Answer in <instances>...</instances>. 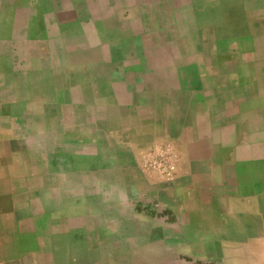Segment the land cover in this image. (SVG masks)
<instances>
[{
	"label": "crops",
	"instance_id": "crops-1",
	"mask_svg": "<svg viewBox=\"0 0 264 264\" xmlns=\"http://www.w3.org/2000/svg\"><path fill=\"white\" fill-rule=\"evenodd\" d=\"M138 1L0 0V264H73L83 260L79 246L89 254L120 235L143 238L135 229L165 246L166 211L182 229L199 230L211 214L207 187L226 189L230 132L242 130L246 105L261 100L248 94H262L263 81L234 80L232 95L230 80H120V67L142 60L133 49L120 56L119 45L172 26L149 19L138 32L134 16L120 12ZM143 58L155 67L154 56ZM245 58L236 66L244 71ZM160 62L179 69L183 57L166 51ZM120 134L178 145L177 181L159 189L176 205L161 201L143 174L155 208L119 187L136 180L131 167L120 174Z\"/></svg>",
	"mask_w": 264,
	"mask_h": 264
},
{
	"label": "rangeland",
	"instance_id": "rangeland-1",
	"mask_svg": "<svg viewBox=\"0 0 264 264\" xmlns=\"http://www.w3.org/2000/svg\"><path fill=\"white\" fill-rule=\"evenodd\" d=\"M145 1L120 5V12L134 16L138 32L149 19L157 28L166 22L172 26L163 34L137 33L119 45L120 56L133 49L142 60L134 67H120V80H230L232 95L234 80H262V94L251 91L254 86L250 87V94L246 92L248 97L258 96L261 100L246 105L241 114L242 130L230 132V165L224 163L220 176L228 197L223 196L221 189L207 187L211 192L206 197L211 214H206L199 230L179 227L169 218V209L165 246L147 239L148 230L135 229L143 238L120 235L116 245L89 246V254L79 246L75 255L83 260L77 258L73 264H264V0ZM166 51L182 54L183 66L176 69L169 64L161 68L160 56ZM149 56L155 57L153 68H148L149 61L143 58ZM245 56L249 61L244 65L248 70L244 71L237 65ZM234 106L230 103L232 110ZM127 136L120 134L119 139V161L124 165L120 174L131 167L136 180L124 179L119 187L131 189L135 202L149 198L153 208L161 204L159 198L168 206L176 205L178 197L160 193L159 189L177 181L182 159L178 145L165 138L141 143L137 135ZM134 145L137 149L133 153ZM170 166L175 167L172 174L161 173L162 168ZM142 174L154 181L159 198L148 195L149 184ZM258 183L262 184L260 191L255 188ZM216 208L219 212L212 213ZM153 232L150 231L151 237L156 235Z\"/></svg>",
	"mask_w": 264,
	"mask_h": 264
},
{
	"label": "built area",
	"instance_id": "built-area-1",
	"mask_svg": "<svg viewBox=\"0 0 264 264\" xmlns=\"http://www.w3.org/2000/svg\"><path fill=\"white\" fill-rule=\"evenodd\" d=\"M174 169H175V167L174 166H170V167H168V168H166V169H164V168H162V174H167V175H169V174H172V172L174 171Z\"/></svg>",
	"mask_w": 264,
	"mask_h": 264
}]
</instances>
